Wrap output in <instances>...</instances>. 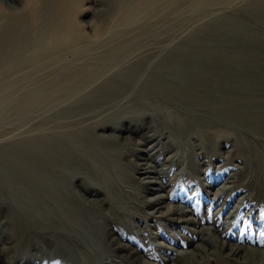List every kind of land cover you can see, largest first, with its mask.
<instances>
[{
    "label": "rangeland",
    "instance_id": "obj_1",
    "mask_svg": "<svg viewBox=\"0 0 264 264\" xmlns=\"http://www.w3.org/2000/svg\"><path fill=\"white\" fill-rule=\"evenodd\" d=\"M52 1L0 0L1 13H8L12 19L17 18L21 21L19 28L21 33L20 43L18 44L19 51L23 50L28 43H30V46H34L39 42L46 44L50 43L48 39L54 37L52 31L51 33L46 30L51 27L50 19L53 18L51 13H47L48 8L52 5ZM67 1L69 2L66 8L67 14L62 16L64 21L67 19L65 28L70 33H73V31L77 32L79 34L77 38H82L81 43L83 45L86 43V46L91 45L88 49H92L87 51L84 56L85 58L81 60L82 67L78 64H75L78 65L77 67L72 63L70 64L75 67H72L73 70H77V68L78 70L81 68L90 70L92 67L93 71L104 80L109 77L111 78V75L115 71L131 73V70L125 67V63L128 60H139L141 56L150 53L157 56L164 55L172 47H176L177 44L178 47L183 46L184 52L186 49L193 50L197 47V43L195 42H198L194 41L195 39L204 38L205 33L214 37L220 31L219 28L231 17L244 21V24L248 26L249 30L244 33V38L242 39L244 45L252 47L254 53L241 62V67H237L239 73H235L232 77L230 76V81L226 83L222 81L220 76L205 70L198 71L193 79H186L185 76L174 73L171 65L164 64L163 69L166 73L170 74L171 78L168 83L169 89H165L164 85L163 87L157 85L155 86V92L145 95L141 93L140 88L135 87L123 102L119 103L121 110H116L115 113L121 119V123L119 124V127H121L120 130H118L119 127L116 128L114 132H112L113 129L105 131V134L112 132L117 138L116 141L107 144L105 150L102 152L103 157H99L100 159L98 157H91L89 161L87 160L89 164L84 162L72 166L69 165L70 167L67 165L66 167L72 170L76 169V171H83L90 179L93 178L96 181L99 180V182H103L101 178H106V184H110V186L108 185L110 191L129 210L127 218L132 221L131 226L126 227L117 221L108 219L106 213L108 212L109 204L99 203L96 210L99 212L97 217H101L94 218L91 224L83 223L79 227L80 229L77 228L75 232L73 231L75 238L79 239L78 244L74 243V247L78 246L81 250L83 249V251L93 255L98 261L97 264H141L143 261L151 264H166L170 258L169 255L174 254L178 248L180 249L184 245L178 241L180 235L185 234L190 237V232L185 228L186 224L181 222L183 218H188L191 224H187V227L195 229L198 228L197 226L210 227L229 245L238 244L246 249L258 248L264 250V196L260 197L258 192L250 193L251 183L255 181L254 171L245 172L246 174L240 175V168L244 167L247 161L246 154L251 157L258 155L260 159L256 158L257 160H252V165L260 167L262 171V176L258 183L264 181V82H261L262 79L259 78L260 74L264 73V14L260 13L255 17H251L246 13V8L254 6L257 0H210V2L209 0H202L200 6L198 5L199 7L195 3V0H185L182 5L178 6L179 8L177 7L169 11L168 17L161 13H156L153 16L151 13H148L150 17L148 14L143 17L140 16L141 19L136 25L130 27V29L137 31L136 34L118 35V31L116 33L113 32L112 36L107 39L106 37L103 40L101 39L102 43L100 45L94 43L96 42L98 32L108 29H120L119 26L122 25V22L129 17H133L134 13L129 9L134 5L132 2L135 0ZM141 1L146 2L148 0ZM190 1L191 3L188 6ZM48 3L50 6H48ZM46 6L48 7L46 8ZM227 29L225 28V31ZM45 34L47 38L44 39ZM225 34L224 37L228 41L238 39L230 30L226 31ZM185 36L194 37L191 41L193 43L188 45L189 43H186V41L189 40ZM184 43L187 44V47ZM218 50L217 46L209 45L204 48L203 52L206 58H210L213 62L218 63V66L228 67L232 66V64L238 65L234 64L232 62L233 59L227 54ZM236 50L240 49L236 47L232 51L234 53L232 55H238ZM80 53L79 55H81ZM111 55L114 56L112 57ZM232 57L234 58L233 61H239L244 58L243 56ZM101 64H104V67L95 71L96 67L94 66H101ZM72 68L70 69L71 71H73ZM254 72H256L255 77L253 76ZM241 73L252 79L251 82L243 81L240 78ZM224 77L227 78V76ZM79 91L81 92L83 89ZM41 92L43 91L41 90ZM42 98L38 99V102H42H37L36 106L34 105L35 108H33L34 106H30L32 109H27L29 112L26 110L22 114L21 109V111L11 115L10 119L0 123V152L4 157L7 156L8 158H13V160H18L21 157L22 161L25 162L27 168L31 171H57L58 173H62L61 167L58 164L57 167L55 163H51L54 162L52 161L54 154L52 151V153L49 151L50 145L52 144V147L54 145L52 142L59 139V136L69 135L71 131L77 130L81 126H59L55 123L56 118L51 117L52 113L44 107L50 102L49 99L47 98L45 101ZM41 103L43 105H39ZM126 111L127 113H125ZM107 113L110 115L115 114L112 113V110L107 111ZM228 115H230L231 121L226 119ZM116 116L114 115L115 118H117ZM139 116H141V119H138ZM167 117L171 118L172 121L174 120L173 123L178 122V125L175 123L177 127L175 124L168 122ZM153 118H159L157 126L160 129L161 150L159 153H154V151L152 153L155 154L154 158L156 162L153 168L155 172L150 174L147 180L155 179L159 181V184H163V188H161V185H157V192L147 193L141 190L134 177V174L136 177H143L145 175L134 173L133 162L135 157L132 156V150L135 149L137 141L145 135L153 133L151 131L154 129L152 124ZM181 126L183 127L181 128ZM179 130L180 132H178ZM202 131L205 137L213 138L211 146L200 145L203 142L201 140ZM230 131L238 135L241 142L245 141L244 143L248 146L249 144L251 145L247 153L242 154L234 147V136H227ZM101 132L100 130H96L97 134ZM91 135H87L89 137L86 138V142L82 143L83 150L91 144ZM15 140H25L26 150L29 151H26L23 155L19 149L15 150L9 147L10 145L8 146V144L12 141L15 142ZM38 141H42L43 143H38ZM40 147L42 148L40 149ZM53 147L56 146L54 145ZM192 152L200 166L198 171H196L197 174L194 176L196 177L195 182L189 179L187 169L184 167V164L187 162L186 159ZM90 161H95L96 168L94 170L90 168L92 164ZM52 164L55 166L53 170ZM6 166L10 169L9 164ZM98 170H100L99 173L95 175ZM91 171H94V173ZM162 177L163 179H161ZM234 180L239 190L235 194H232V198L227 200L228 204H226L224 199L230 195L228 194V189L233 185ZM221 184L225 185L227 189L220 195L214 196L215 190L219 186H222ZM74 185L78 196L82 200L84 199L83 201L88 205L92 204L91 206H95L92 203L94 199H101L104 196V193L96 197L88 192L84 193L78 186V182H75ZM153 194H157V196L167 194L168 196L165 197L163 203L165 209L168 207H180L183 211L182 215H176L171 212L167 217H164L160 215L161 209H158V207L151 208L144 206L143 196L144 198L152 199L154 198ZM242 196H244L243 202L237 211L232 213V210ZM217 199L219 200L217 201ZM194 200L199 203H195ZM216 208L221 209V216L217 221V224H219L217 229L212 226L213 224L210 219L203 218L201 220V217L207 214L211 217V213ZM141 209L144 212H153L157 217L152 216L144 219L138 216L133 217L130 213V211L134 210L140 212ZM185 212L186 214H184ZM52 214L48 213L50 218L46 217L49 222L56 221L54 219L56 216ZM10 215L12 216V212H9L6 206L0 205V250L3 252L0 264L77 263L76 257L71 256L67 246L49 241L46 235L30 232L25 237H21L17 229L13 230L11 226L6 225L5 221L8 220L7 218ZM226 228L230 232L225 236L222 231L226 230ZM233 229L234 231H232ZM170 234H175L176 240ZM195 243L196 240L193 242V245ZM117 244H125L127 250L133 254V258L131 259L141 258V261L136 262L120 257L126 255L127 252H114Z\"/></svg>",
    "mask_w": 264,
    "mask_h": 264
},
{
    "label": "bare ground",
    "instance_id": "obj_2",
    "mask_svg": "<svg viewBox=\"0 0 264 264\" xmlns=\"http://www.w3.org/2000/svg\"><path fill=\"white\" fill-rule=\"evenodd\" d=\"M184 1L185 0H148L146 2H142L141 0H135L132 2L134 3V5L131 6V8L129 7V10H131V12L133 11L134 13H132L133 17H129L127 20L122 22V25L119 26L120 29H108L103 32H98L96 42L94 43H97L96 45H100L102 43L101 39L103 40L105 39V37L107 39L108 37L112 36L113 32L116 33L117 31L118 35L136 34L137 31H135L134 29H130V27L135 26L136 23L141 19V17H143L144 15L146 16L148 13H151L152 16L156 13H161L165 16L167 15L168 17L170 14L169 11L177 8L179 5H182ZM191 1L188 3V6ZM201 1L202 0H195L197 6H200V3H202ZM68 3L69 2L67 0H53L51 6L48 3V6L50 7L48 8V12L47 10L46 12L53 15V18L50 19L51 27L46 29L47 31L53 32L54 37L48 39L50 40V43L43 44L39 42L36 45L32 44L34 46H30V43H28V45H26L23 50L20 51L18 49V44L20 43L19 39L21 33L19 31V28L21 21L17 18L12 19L8 13L2 14L0 10V16H2L0 17V123L10 119L11 115L16 114L18 111H21V109L22 114L25 113L27 109H32L30 106L33 107L38 102V99L44 97L42 98V100L48 98L50 101L44 107H46L45 109H48L52 113L51 117L56 118V122L54 121L55 123H57L61 127H65L66 125H77V127L81 126L80 128H77V130L74 129L73 131H71L69 135L62 137L59 136V139L55 137V139L57 140L52 143H54L56 147H53L54 145L51 147L52 144H49V151H52L54 154V156L52 157V161L54 162L51 163H55L56 165L58 164L61 167L60 169L62 171L60 169L59 170L62 173H58L57 171V173L55 171H31L27 168L25 162L22 161L21 157L18 158V160H13V158H8L7 156L4 157V155H1L0 152V205L6 206L9 212H12V216L10 215L8 216V218L6 217L8 220H6L5 223L7 226H11V229L13 230L17 229L18 232H20L21 237H25L30 232L46 235L49 241L67 246L69 248L71 256H73L74 258L76 257V264H97L98 261L93 255H90V253H87L86 251H83V249L81 250L80 248H78L77 244L79 242V239L75 238L73 233L75 232V230H77V228L80 229L79 227H81L83 223L91 224L93 222V219L99 215L98 210H96L97 204L99 203L109 204L108 212L106 213V217L108 219H110L111 221H117L118 223L123 224L126 227H130L132 222L127 218L129 210L126 208V206L120 203L119 199H117L112 191H110V188L108 187V185L110 186V184H106V178H101V181L103 182H99V180L96 181L93 178L90 179L87 174L85 175L83 173V171L70 169L69 165L72 166L76 165L77 163L79 164L84 162L89 164V158L103 157L102 152L105 150L107 144H110L112 141H116L117 137L112 132H114L121 123V119L120 117L116 116L115 111L121 110V108H119V103L121 101L123 102V100L129 95V93L133 91V88H140L141 93H144L145 95L147 93L155 92V86L157 85H160L162 87L164 85L165 89L170 88L168 86V83L171 78L170 74L164 71V64L171 65L173 67L174 73H176L177 75H183L186 79H193L198 71L205 70L211 71L217 76H220L222 78V81L226 83L230 81V76L232 77L235 73H239V69L237 67H241V62L245 61L247 57L254 53L252 47L245 46L242 39L244 38V33L249 30L248 26L244 24V21L236 20L235 18L231 17L222 25V27L219 28L220 31L216 33L214 37L210 34L205 33L204 38L198 40L195 39L194 41H198L199 43L195 42L197 43V47L193 50L186 49L184 52V48H182L183 46L178 47L177 44L176 47H172L169 52L164 55L157 56L156 54L150 53L141 56L139 60H128L125 63V67L131 70V73L115 71L111 75V78L109 77L104 80L103 78H100V75L98 76V74L93 71L94 69H92V67L90 70L82 68L79 70L78 68L77 70H73L72 67L74 66L70 64H78L82 67L83 64H81V60L85 58V53L92 49H88L91 45L86 46V43H84V45L83 43H81L82 38H77L79 35L77 32L73 31V33H70L65 28V22L67 19H65L64 21L62 16L67 14L66 8L68 7ZM48 6H46V8ZM246 13L251 17H255L260 13L264 14V0H257L254 6L250 8L247 7ZM149 14L148 16L150 17ZM225 28H228L226 31L230 30L231 32H233L235 34V37H238V39H234L232 41H228L227 39H225ZM45 36L46 34L44 35V39L47 38V36ZM185 37H187L186 39L190 41H186V43H189L188 45L193 43L191 41L192 39H194V37ZM185 45L187 47V44ZM209 45L217 46L219 48V52H224L233 60L234 58L232 56H243L244 60H232L234 64H238L237 66L233 64L232 66L228 67L218 66V63L213 62L210 58H206L203 52L204 48ZM236 47L240 49L236 50L238 52V55H232V51L236 49ZM79 53L81 55H79ZM114 55L117 56L118 54ZM114 55L111 56L113 57ZM86 59L88 60L87 56ZM90 59L92 58L90 57ZM78 65H75V67H77ZM94 67H96L95 71H98L97 69L103 68L104 64ZM71 68L73 71L70 70ZM260 75L261 76L259 78L262 79L261 82H264V73ZM222 76H227L228 79L226 77H224L223 79ZM253 76H256V72L253 73ZM96 77L100 79L98 80V78ZM240 78L246 82H251L252 80L244 74H242ZM39 89H41L43 92L40 93L41 90ZM82 89L83 91L80 92L79 90ZM161 99L163 100V98ZM40 102L42 101H39L38 103ZM49 104L51 105L48 106ZM39 105L43 104L41 103ZM35 106L33 108H35ZM110 110H112V113L115 114L110 115L109 113H107V111L109 112ZM125 113H127V111ZM114 115L117 118H115ZM230 115L232 114L230 113ZM230 115L226 117L228 121H231V117H229ZM138 119H141V116H139ZM153 119L154 121L152 122V124L154 126V129L151 130L153 131V133L150 135H145L139 141H137L135 145L136 147H134L135 149H133L134 152L132 150V156L135 157L133 162V169L135 171L134 173L145 175L143 177H136L134 174V177L137 180L141 190L147 193L157 192V185H161V188H163V184H159V181L155 179L147 180V178L150 177V174L155 172L153 170V168L155 167L154 163L156 162L154 158L155 154L152 153L153 151L154 153H159V151L161 150V137L159 135L160 129L157 126L159 118ZM173 121L171 120V118H168V122L173 123ZM175 123L178 125V122ZM171 126L173 125L171 124ZM183 126H181V128ZM120 127L118 128V130H120ZM108 129L113 130L111 133L105 134V131ZM96 130H100L102 132L100 134H97ZM178 132H180V130ZM87 135H91L93 141L89 140L91 144L89 145V147L83 150L84 148H82L83 146L81 145H83L82 143L86 142V138L89 137ZM229 135L234 136V147L237 150H239L242 154H245L249 151V146H251L250 144L248 146L246 143H244L245 141L241 142L238 135H236L232 131L228 132L227 136L229 137ZM201 137V140L203 142H201L200 145L202 144L203 146L206 145L208 147L209 145H212L213 138L205 137L203 131L201 132ZM38 143L43 142L38 141ZM25 145V140H15V142L12 141L10 144H8V146L12 149H19L22 152L21 154L29 151L26 150L27 147ZM41 148L42 147H40V149ZM193 152L190 153V158L188 157L186 159V164H183L187 169L189 179L192 182H195L196 177L194 176L197 174L196 171H198L200 166L198 165L199 163L197 161V158L194 157ZM253 157L246 154L247 161L245 166L240 168V175L244 174L245 172L248 173L249 171H254L253 174L255 176V181L251 183L250 193L252 194L253 192H258L261 197L264 196V181L262 180L263 182H258L262 176V171L260 167H255L252 165V160L255 161L256 158L259 160L260 156L253 155ZM90 162H92L90 168L94 170L96 168L95 161ZM8 164L10 169L6 166ZM44 164H46V162H44ZM53 164L51 166H53ZM67 165L69 167H66ZM254 167L255 169H253ZM53 168H55V166L52 167V170ZM99 171L100 170L96 171L95 175H97ZM91 172L94 173V171ZM161 179H163V177ZM75 182H78V186L82 191H84V193L88 192L91 195H95V197L101 193H104L103 198L94 199L92 203L95 206H91L92 204H86L83 201L84 199L82 200L80 196H78L75 190ZM223 184H221L222 186H219L215 190L214 196L220 195L227 189V187ZM237 187L238 185L234 180L233 185L228 189V194L230 195H227L228 197L224 199L226 204H228L227 200L232 198V194L238 192L239 189ZM153 195L154 198L152 199H147L143 196L144 206H149L151 208L158 207V209H161L160 215L164 217H167L171 212L176 215H182L183 211L180 207H168L167 209H165L163 203L165 197L168 196L167 194H161L159 196H157V194ZM243 199L244 196L240 197L238 203L235 205V208L232 210V213H235L237 211V209L243 202ZM218 200L219 199H217V201ZM194 202L199 203L196 200H194ZM218 209L219 208H216V210H214V212L212 213L209 212L211 213V217H209V215L207 214L202 216L201 220H203V218L210 219L211 223L213 224L212 226L217 229V227L219 226V224H217V221L221 216V209ZM131 210L133 209L131 208ZM48 213H53L52 215L56 216L54 218L56 221L49 222L46 218L49 217ZM130 213L131 215H133V217L138 216L144 219L147 217L156 216L155 213L146 211L144 212L142 209L140 212L134 210L132 212L130 211ZM184 214H186V212ZM184 217L186 216L184 215ZM181 222L186 224L185 228L186 230H188V232H190V237L185 234L180 235L178 241L182 242L184 245L182 248H178L176 252H174V254L169 255L170 258L166 262V264H264V250H260L258 248L251 249L250 247V249H246L238 244L229 245L219 237V234L216 233L215 230L213 231L210 227L197 226V229L187 227V224H191V221L188 218H183ZM203 225L205 224L203 223ZM227 229L228 228L222 231L225 236L230 232V230ZM232 231H234V229ZM170 235L174 236V239L176 240L175 234ZM4 237L6 238V236ZM195 240L196 243L193 245V242ZM74 243H77V247H74ZM114 252H127L126 255H122L120 257L134 260L136 262L141 261V258L131 259L133 258V254L132 252H129V250H127L125 244H117ZM2 253V250H0V261ZM141 264L151 263L143 261L141 262Z\"/></svg>",
    "mask_w": 264,
    "mask_h": 264
}]
</instances>
